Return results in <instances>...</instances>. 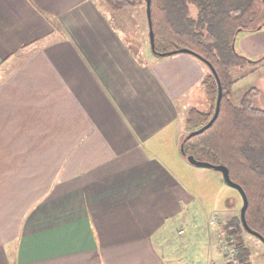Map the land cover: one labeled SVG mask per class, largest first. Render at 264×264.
<instances>
[{
	"label": "crops",
	"instance_id": "crops-1",
	"mask_svg": "<svg viewBox=\"0 0 264 264\" xmlns=\"http://www.w3.org/2000/svg\"><path fill=\"white\" fill-rule=\"evenodd\" d=\"M132 50L101 0H0V264H226L207 223L195 250L172 232L198 199L179 99L209 67Z\"/></svg>",
	"mask_w": 264,
	"mask_h": 264
},
{
	"label": "trees",
	"instance_id": "trees-1",
	"mask_svg": "<svg viewBox=\"0 0 264 264\" xmlns=\"http://www.w3.org/2000/svg\"><path fill=\"white\" fill-rule=\"evenodd\" d=\"M105 2L112 10L147 6V0ZM191 6L198 11L196 17L191 15ZM151 15L158 54L189 49L214 66L223 86L217 120L205 132L188 138L207 125L216 110L219 88L209 68L203 86L210 109H190L186 119L189 133L181 148L186 156L229 168L231 179L247 194L249 227L264 237V110L253 105L256 90L248 91L240 106L231 99L232 68L247 63V58L237 53L235 39L240 32L264 28V0H151ZM132 51L138 55L135 49ZM222 226L233 230L240 244L242 264H252L251 252L242 244L241 234L249 233L243 226L241 212Z\"/></svg>",
	"mask_w": 264,
	"mask_h": 264
},
{
	"label": "rangeland",
	"instance_id": "rangeland-1",
	"mask_svg": "<svg viewBox=\"0 0 264 264\" xmlns=\"http://www.w3.org/2000/svg\"><path fill=\"white\" fill-rule=\"evenodd\" d=\"M101 2L105 6V9L109 11L115 25L121 30L125 39L130 43L132 48L138 52L139 58L143 61H147L149 57L148 55L152 54V52L146 5L112 10L105 0H101ZM197 12V9L191 6V15L193 17H196ZM262 39H264V28L257 32H240L235 39L234 47L237 53L247 58L246 64L232 68L231 72L234 79V84L231 90V99L236 106L241 105L242 98L248 91L256 90L257 92L253 100V105L256 108L264 110V57L259 58V55H253L260 52L262 50L260 48L264 49V44H259L258 42ZM153 57L157 59L161 58L156 55ZM255 57L258 59H254ZM249 60L254 62L250 63ZM189 92L190 93L187 94L186 97H181L179 99V104L186 107H182V115L177 123L181 140L178 153H180L184 165V167L181 165L178 166V174L183 183V187L190 189L192 192H198V194H196L198 199L196 198L190 206V210L187 214L189 219L176 224L172 232L177 240L180 241H183L188 237H193V243H191L190 248L191 250H195L194 248L197 245H200L199 242H194V238L198 234L199 239L201 238V246L205 243V239L207 238L206 223L209 226L210 220L215 218L218 219L220 226L223 227L222 225H225L228 219L240 215L243 200L238 190L224 184L222 175L219 172L204 167L193 166L188 162L184 155L181 154L183 139L189 133V129L186 126L187 115L190 111L189 108L191 109L195 107L202 111H208L211 106L203 83L202 85H193ZM184 101L187 103L186 105ZM192 195L195 196L194 194ZM228 198H233L236 201V206L234 205L235 210L231 213L227 210L225 211V209H227V207H232L231 204H234L235 201H229L227 204ZM219 211L223 212L218 213ZM181 229L185 230V234L179 236L178 231ZM224 229L229 232V238L240 247L236 236L232 232L233 230L227 228ZM197 230L198 232L195 233ZM241 237L243 240L242 244L248 247L251 252L250 257L252 259V264H264V244L261 240L247 233H242ZM215 238L218 242L215 241V243H217V248L223 250L222 252L225 257V242L218 237L217 233L215 234ZM159 244L161 246V240ZM238 250L240 255V249L238 248Z\"/></svg>",
	"mask_w": 264,
	"mask_h": 264
},
{
	"label": "water",
	"instance_id": "water-1",
	"mask_svg": "<svg viewBox=\"0 0 264 264\" xmlns=\"http://www.w3.org/2000/svg\"><path fill=\"white\" fill-rule=\"evenodd\" d=\"M146 11H147L148 24H149L150 46H151V51L154 55L160 56V57H166V56H171V55H176V54H181V53H187V54L194 55L195 57H197L198 59L203 61L210 68V70L213 72V74L215 75V77L217 79L219 90H218L217 105H216V110H215L214 116L207 125H205L204 127H202L201 129H199L197 131L190 133L188 135V138L199 135V134L205 132L208 128H210L219 116L221 101H222V97H223V86H222L221 79H220L217 71L215 70L214 66L209 61L203 59L202 57L198 56L197 54H195L194 52H192L189 49H179V50H175L173 52H169V53H165V54H158L155 50V34H154V30H153L152 15H151V0H147ZM249 62L253 63L254 61L249 60ZM181 152L183 155L186 156V154L182 148H181ZM186 159L193 166L204 167V168L212 169V170H215V171L221 173L224 183L239 191V193L242 197V200H243V206L241 208V219L243 222V226L249 234L257 237L258 239L261 240L262 243H264V237L261 236L259 233L253 231L247 223L246 211H247L248 204H249L248 197H247L246 192L242 188V186L235 183L231 179L229 168L225 165H214V164H211L209 162L198 160L194 156H191V155L186 156Z\"/></svg>",
	"mask_w": 264,
	"mask_h": 264
},
{
	"label": "built area",
	"instance_id": "built-area-1",
	"mask_svg": "<svg viewBox=\"0 0 264 264\" xmlns=\"http://www.w3.org/2000/svg\"><path fill=\"white\" fill-rule=\"evenodd\" d=\"M209 227L213 232L218 234V237L225 243V263L226 264H242V259L239 257V250L236 243L229 238V232L220 226L218 219H211Z\"/></svg>",
	"mask_w": 264,
	"mask_h": 264
}]
</instances>
